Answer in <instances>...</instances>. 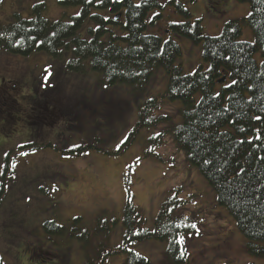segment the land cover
<instances>
[{"label":"rangeland","instance_id":"rangeland-1","mask_svg":"<svg viewBox=\"0 0 264 264\" xmlns=\"http://www.w3.org/2000/svg\"><path fill=\"white\" fill-rule=\"evenodd\" d=\"M178 1L188 11L189 20L200 19L202 32L212 37L219 36L227 22L246 18L250 12V4L235 0ZM163 2L161 19L146 33L174 40L181 49L177 63L184 75L191 74L200 66L201 46L171 34V24L188 18ZM38 3L45 4L42 15L51 21L69 20L80 10L61 6L59 0H0V21L9 23L15 14L28 18ZM88 23L79 31L82 37L88 36L83 32ZM240 39L253 42L252 31L245 28ZM71 57L69 49L61 58L42 51L28 56L0 51V86L8 81L16 84L21 121L27 119L26 108L32 103L34 107L46 105L52 112V118L25 138L18 137L15 126L10 132L0 127V188L5 186L0 201L3 264H83V228L72 230L74 235H48L42 228L44 222L54 220L68 231L70 220L79 216L90 226L101 210L121 218L129 194L142 212L144 225L152 229L167 192L186 202L177 213L190 217L195 226L196 236L184 239L187 264H264V257L247 252L235 221L217 204L214 190L177 146L173 131L183 122L179 113L182 104L165 95L166 74L158 69L143 89L108 87L103 74L68 69ZM254 59L258 64L264 62L260 53ZM199 98L197 95L196 101ZM151 99L157 105L147 113L150 124L136 130L139 107ZM74 107L78 118L71 116ZM96 108L110 121L96 118ZM115 115L120 117L114 119ZM159 117L163 118L156 119ZM4 123L1 117L0 126ZM27 145L34 146L15 151ZM122 236L123 228L118 224L108 234L85 237L88 242L83 244L93 256L97 247L114 250L122 246ZM128 249L148 259L149 264H173L166 257L165 242H139ZM125 258V254H111L102 264H124Z\"/></svg>","mask_w":264,"mask_h":264},{"label":"trees","instance_id":"trees-1","mask_svg":"<svg viewBox=\"0 0 264 264\" xmlns=\"http://www.w3.org/2000/svg\"><path fill=\"white\" fill-rule=\"evenodd\" d=\"M163 1L60 0L61 6L80 10L69 20L55 21L42 15L45 5L38 3L32 7L29 18L15 14L9 23L0 21V51L21 56L42 51L61 58L63 51L69 49L72 57L66 63L68 69L76 73L103 74L108 87L129 85L143 89L156 71L162 70L168 79L165 95L182 104L179 113L183 122L173 131L177 146L214 190L217 204L235 221L245 238L247 252L264 257V62L258 64L254 59L256 53L264 57V0H235L250 4L248 16L227 22L216 37L202 32L200 20L190 21L188 11L178 0H166V4L175 6L177 12L188 18L184 23L171 24V34L201 46L200 66L186 75L177 63L181 57L180 46L171 38L146 33L161 19ZM117 14H121L120 19H115ZM86 21L89 23L83 32L88 36L82 37L79 31ZM245 28L252 31L253 42L240 39ZM17 89L16 84L9 81L0 86V113L6 109V114L0 116L6 123L0 127L5 126L6 132H10L15 126L16 133L21 126L27 130L25 136L34 134L41 126L34 113L40 106L30 104L26 108L27 115L24 114L27 119L21 121L23 115L17 114L20 110L15 98ZM197 95H200L198 101ZM156 105L154 99L140 105L136 130L150 124L146 120L147 113ZM71 109L74 110L71 116L78 118L77 108ZM93 111L96 118L110 121L97 108ZM130 140L131 136L127 142ZM31 146L34 145L20 147L18 152ZM4 187L1 185L0 201L5 194ZM185 203L167 192L152 229L144 225L142 212L129 194L121 218L101 210L91 223L92 229L91 225L85 226L79 216L69 221L71 229L68 231L55 225L54 220L44 222L42 228L48 235L67 233L68 236L74 235L72 230L78 232L82 227L81 238L85 243L88 242L85 237L108 234L120 224L122 246L114 250L97 247L90 256L87 245L82 243L83 264H102L111 254H125L124 264H149L148 259L128 249L131 244L147 241L167 243L168 260L173 264H187L189 254L184 239L195 237L196 231L190 217L177 213ZM0 264H3L1 260Z\"/></svg>","mask_w":264,"mask_h":264},{"label":"flooded vegetation","instance_id":"flooded-vegetation-1","mask_svg":"<svg viewBox=\"0 0 264 264\" xmlns=\"http://www.w3.org/2000/svg\"><path fill=\"white\" fill-rule=\"evenodd\" d=\"M34 113H35V119H38L37 121L39 123H43L44 120L50 119L49 117L52 115V112L49 111L46 105L44 107L41 106L38 107V109H36ZM40 116L43 117V120L39 118Z\"/></svg>","mask_w":264,"mask_h":264},{"label":"snow or ice","instance_id":"snow-or-ice-1","mask_svg":"<svg viewBox=\"0 0 264 264\" xmlns=\"http://www.w3.org/2000/svg\"><path fill=\"white\" fill-rule=\"evenodd\" d=\"M233 83H235V81H233ZM257 119H259V117H257ZM85 154H87V153H85ZM12 167L15 168L16 167V164L13 163ZM193 227H195V226L193 225Z\"/></svg>","mask_w":264,"mask_h":264},{"label":"water","instance_id":"water-1","mask_svg":"<svg viewBox=\"0 0 264 264\" xmlns=\"http://www.w3.org/2000/svg\"><path fill=\"white\" fill-rule=\"evenodd\" d=\"M119 17H120V15L117 16V18H119ZM223 81H224V78L221 80V83H222Z\"/></svg>","mask_w":264,"mask_h":264}]
</instances>
